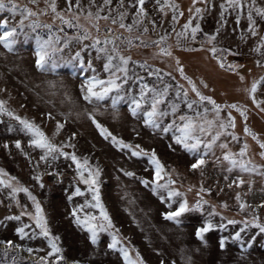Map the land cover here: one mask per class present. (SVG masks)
Instances as JSON below:
<instances>
[{
  "label": "rangeland",
  "instance_id": "374dc122",
  "mask_svg": "<svg viewBox=\"0 0 264 264\" xmlns=\"http://www.w3.org/2000/svg\"><path fill=\"white\" fill-rule=\"evenodd\" d=\"M4 2L15 3L18 9L15 13L7 9L0 11V21L6 20L9 27L17 28L13 49L9 51L0 45V102L5 106V111L0 113V179L4 181L0 184V242L13 243L11 248L0 243V264H44L42 257L47 258L48 264L56 260V256H48L51 251L48 238L40 234L31 218L36 209L29 193L43 210L50 235L59 237L56 243L62 249L59 255L63 256L59 264H126L121 249H126L129 259L136 264L139 260L143 264H264V232L256 226H264V157L261 156L264 149L260 147V143H264V111H261L264 103L257 108L246 96V89L264 78V48H260L264 16L256 11L264 10V0H242V7L235 10L229 7L223 13L220 5L225 0H207L205 4L198 0H159V3L146 0V15L142 17L137 16L136 0H110L109 4L104 0H79V7L75 6L76 0H72L71 9L68 0ZM24 8L36 15L24 18L20 15ZM196 8L202 10L200 14L196 13ZM249 12L255 21V35L249 31ZM97 13L108 19L97 18ZM60 16L80 27H68ZM98 20L110 22L118 33L124 34L108 35L117 40L113 39L116 53L109 44L108 52H97L90 47L100 35L93 27ZM189 21L192 26H200L195 40L190 28L185 35L178 36ZM121 22L131 26L132 31L121 28ZM40 26L42 33H38ZM83 29L89 31L91 39L78 38L83 35ZM208 36H215L211 44L206 42ZM38 38L42 42L51 39L52 47L57 49L54 52L49 49L51 58L43 71L35 65ZM131 39H138L142 44L132 45ZM151 41L160 44L153 48L143 45ZM213 46L234 53L231 57L236 60V72L230 74L218 69L210 56L209 49ZM164 47L171 51V56L162 53ZM78 51L79 60L75 58ZM117 53L130 57L126 79L121 72L113 76L115 68L104 69L108 55L117 57L113 65L120 63ZM177 59L187 64L202 94L220 103L232 101L249 112V124L260 143L243 138L238 130L229 128L227 132L238 139L228 134L221 136L204 157L205 164L196 170L191 168L198 156L203 155V148L197 154L189 153L175 143L177 133L161 130L180 115H195L194 110L187 108L183 96L176 95L179 86H183L189 90V100L198 99L193 97L190 86L176 77ZM216 68L218 74L206 75L210 69L217 71ZM94 76L104 81L116 79L119 90L109 92L104 99L85 100L87 81ZM240 76L244 77L243 81ZM142 84L157 91L171 86L159 105L160 110L168 113L161 118L160 128H151L144 122V112L150 110L151 92L141 102L137 114H132V101L140 99ZM101 89L98 85L94 91ZM254 95L257 101H264V84H258ZM173 105L178 109L175 117L171 113ZM203 107L209 109L207 118L214 119L212 106ZM203 107L199 111L203 112ZM227 112L226 109L220 113L221 119H226ZM17 116L38 126L51 144L70 156L54 152L42 159L47 150L32 145V133L13 118ZM93 120L132 147L113 144L111 137L105 139ZM57 125L62 127L58 129ZM17 141L21 145L19 149ZM220 143L227 144V148L221 149ZM245 144L248 146L246 155L239 157ZM141 149L149 154L155 150L164 165L159 184L168 185L166 188L153 184L154 165L147 156L132 155L133 150ZM229 152L237 160L250 161V170L241 171L237 166L229 171L232 166L223 159ZM71 154L81 163L86 158L88 168L99 170L96 187L113 227H107L100 209L94 206L93 191L82 182L81 169L71 160ZM129 172L133 175H126ZM84 175L87 178V171ZM169 179L173 181L170 185ZM241 179L243 184L239 183ZM143 181H148L147 186ZM13 188H26L28 192L13 193ZM77 188L81 195L76 194ZM202 188L204 200L197 201L186 191ZM169 190L181 195L169 200ZM185 199L190 206L199 202L201 207L183 214L178 223L165 219V214ZM74 210L81 220L86 216L97 218L90 221L97 225L96 244L91 243V233L76 224ZM229 220L236 223L229 224ZM209 222L214 227L204 234L203 240L198 239L197 229ZM101 224L104 230H100ZM20 228H24L23 238L18 234ZM113 236L119 241L115 248L110 247Z\"/></svg>",
  "mask_w": 264,
  "mask_h": 264
},
{
  "label": "snow or ice",
  "instance_id": "6c2138e0",
  "mask_svg": "<svg viewBox=\"0 0 264 264\" xmlns=\"http://www.w3.org/2000/svg\"><path fill=\"white\" fill-rule=\"evenodd\" d=\"M31 3H36V0H30ZM105 4H109L110 0H104ZM146 3V0H136V4L139 5L138 11H137V16H144L146 15L145 13V8L144 5ZM157 3H159V0H157ZM68 5L69 9L72 8V0H68ZM227 5V7H226ZM76 7H79V0H76ZM232 9H237L242 7V0H225V3H222L220 5V8L222 9V13L228 11V8ZM7 9L10 12L15 13L18 9V6L15 3H9L5 4L4 0H0V11H3ZM52 10L55 12V5H53ZM197 14L201 13L200 8L195 9ZM257 13L260 14L261 16H264V10L262 9H256ZM20 15L23 16L24 18H27L29 16H34L36 13L32 12L30 9L24 8L20 10ZM92 14L89 13V16ZM180 15H183V13H180ZM59 16V14H58ZM61 20L64 21L68 25V27H80L78 24L74 25L71 20H64L63 16L59 17ZM97 18H102L107 20L108 17H99V14L97 13ZM123 15H121L120 19L123 21ZM175 15L173 16V19L175 20ZM248 20H249V31L252 32L253 35L256 34L255 28L253 27L255 24V21L252 18L251 12L248 14ZM113 23H116L115 20L112 21ZM134 23H137V21H134ZM239 23V19L237 20V24ZM23 25V21H21V26ZM35 27H39V25H36ZM45 27H48L45 25ZM93 27H96L97 32L99 31L98 25H93ZM121 28H127L129 32L132 31L131 26L125 25L123 22L120 23ZM184 32L179 33L178 36L185 35V33L188 31V29H191V37L193 40L196 38V34L198 31H200V26L199 24L192 26L191 21L189 23H186L184 26ZM144 31H147L145 28ZM219 32V29H217V33ZM16 36H17V28L16 27H9L8 22L6 20L0 21V45H3L5 48H7L9 51L13 49V45L16 42ZM79 39L82 40H88L91 39V36L89 34V31L87 29H83V35L81 37H78ZM163 39V38H162ZM215 40V36H208L207 43L211 44ZM109 43H112V49L111 51L116 53L117 52V47L116 45L112 42V40L108 37L106 34L105 39L101 41L99 38H96L90 47L96 48L97 52H108L107 45ZM131 43V41H129ZM159 43V42H157ZM37 49H36V56L37 59L35 61V65L38 69L40 70H45V65L48 61V59L51 58V53L49 51L50 48H52V51H57L54 47H52V41L51 39L46 40V41H40V39H37ZM98 45H103L102 47H97ZM146 46V45H145ZM260 48H264V37L261 38V44ZM164 55L171 56L172 53L171 51L167 49H162L161 50ZM209 51L212 53L213 57L216 58L219 62V66L221 68H226L227 70L236 72L237 65L235 64H227L223 62V57L222 54L225 51V49H218L215 46L211 47ZM259 51V48L257 49ZM220 53V55H217ZM229 54H234V53H229ZM118 55V59L120 63L118 65H113V60L116 59L117 57L113 55H108L107 58V63L104 65L105 71H109L113 68H115V71L112 73L113 76L116 75L117 72H121L125 74V79L127 78V72L128 68L127 65L130 62V57H125L122 55ZM75 58L79 60L80 58V52L78 51L75 54ZM180 64V61L177 60V65ZM81 67H83V63H81ZM178 71L180 72L181 77L187 81L188 85H190V91L195 94V96L198 99H193L189 100V90L184 89L183 86H179L176 95L177 97L183 96L184 98V103L187 105V108L189 110H194L195 115L194 116H187V115H180L177 119L179 122H177V119H173V121L164 126L161 130L164 133H168L170 131L177 133L174 135V140L176 144L181 145L187 152L192 153V154H197L201 151V148H203V155H199L198 158L195 160L194 163H192L191 168L193 170H196L203 166L205 164V159L204 157L208 155L209 152L212 151L213 147L217 145V141L220 140L221 136L228 134L232 135L233 139H238L235 135L232 133H228L227 130L229 128L234 129L235 128V119L231 115V110H235L239 112L240 116L244 117L245 120L247 119L246 111L244 108H242L238 104H227V105H220L217 104L214 99H212L209 96H205L204 94L201 93L197 85L190 79L188 76L185 75L183 67H178ZM244 77L240 76V80L243 81ZM203 83V82H201ZM258 84H264V78L261 79V81H254L250 89H246V91L249 93L250 98L252 99L253 103L256 105L257 108H260L261 103H264V101H257L255 98V93L257 92ZM102 86L101 91H94V89L97 86ZM204 87H207V84L203 85ZM169 86H165L164 89L157 91L156 89H149L146 84L141 85V93H140V99L136 100L133 99L132 103L134 105L132 109V114L136 115L137 110L141 109L142 107V101L145 100V97L148 95L149 92L152 94L151 98V104H150V110L144 112L145 116V125L149 126L151 128H160V123H161V118L165 117L168 115L167 112H164L160 110L159 105L164 102L165 97L168 94V89ZM120 85L117 84L116 79H109L107 81L97 79L95 76L92 77V79H89L87 81V87H86V93L84 95V99L87 101H91L92 97H95L96 99H104L106 95H108L109 92L113 90H119ZM83 91V89H82ZM119 99V97L117 98ZM113 103H116V100L113 101ZM205 104H210L212 106V112L214 113V119H208L207 118V113L209 109L207 107H203ZM203 107V112L199 111V109ZM228 110L227 112V117L226 119H221L220 113L222 111ZM5 111V106L3 102H0V113H3ZM178 111L177 107L175 105L172 106L171 113L175 117L176 112ZM261 111H264V108L261 109ZM8 115H12L11 113H8ZM14 119L19 120L20 124L23 125V127L32 133L33 139H32V145L38 148L46 149L45 156H42V159H45L46 156L49 153H54V152H60L61 155H65L66 157L69 154L63 153L60 151L59 148H57L55 145L51 144L48 140V138L45 136V134L40 130L38 126H36L34 123L29 122L28 120L21 119L20 117H13ZM202 121V122H201ZM93 123L96 125V127L99 129L100 135L103 136L105 139H108L111 137V140L113 144H119L123 148H131V145L124 144L122 140H118L115 136H113L108 129L102 127L99 123H97L95 120H93ZM62 127L61 125H57V128L59 129ZM215 129V130H213ZM244 131L247 135H251L253 139H257V142H259L256 134L251 131L247 126H245ZM205 137H208V139H205ZM66 146H71V145H66ZM221 149L227 148V144L225 143H220L218 145ZM7 147V145H5ZM21 145L19 141L16 142V148H20ZM136 148H139V145L135 146ZM247 145L245 144L243 149H241L240 153L238 154L239 157H244L246 155V150H247ZM260 147L264 149V143H260ZM133 156H140L144 155L148 157L149 163L154 165V180L153 184H155L157 187L161 188H166L168 185H160L159 181L163 179V173H164V165L161 164L159 158L157 157L155 150H153L150 154L143 149L140 151H132ZM261 156L264 157V152L261 153ZM71 160L76 164L78 169H81L79 172L80 178L83 183L87 184L89 186V190L93 191V200H95V207L100 209V216L103 218L104 221H107V227L111 228L113 227L111 219L109 218L107 212L105 211L103 205L100 202V197H99V188L96 187L97 185V178L99 177V170H92L88 168V160L85 158L83 160V163L78 160L77 156L75 154H71ZM224 160L229 161L231 164V168L228 170L231 171L232 168H235L237 166L240 167L241 171H249L248 164L251 162L245 163L243 160H237L234 156L233 153L229 152L227 153L224 157ZM254 169V165L252 166ZM87 171L88 176L85 178L84 172ZM128 176H132L133 173L129 172L126 173ZM39 179V178H37ZM145 185L147 186L148 181H143ZM173 181L171 179L168 180V184H172ZM240 184H243L244 181L241 179L239 181ZM0 184H4V181L0 179ZM10 187V186H9ZM13 193L23 191V192H28L26 188H13L12 189ZM153 191H156V188H153ZM201 191H205L203 188ZM76 194L81 195V191L79 188L76 189ZM168 199L171 200L173 197H178L181 195L180 192L178 191H173L169 190L168 191ZM29 198L32 199L34 205H35V215L32 216L31 218L35 221L36 227L40 229V234L43 235L44 237L48 238V245L51 249V251L48 253V256H56V260L52 262V264H59V261L63 259L62 255H59L62 252V249L58 247L56 241L59 240V237H52L49 233V229L47 227V220L43 216L42 212L43 210L40 208V205L38 202H36L35 197L31 196L29 193ZM239 199V197H237ZM203 203H207V201H203ZM171 208V204L169 205ZM201 207V203H197L194 207L190 206L188 204V201L182 200L178 203V206L165 214V219L167 220H173L176 221L177 223L179 222V218L190 211H196ZM241 207L243 208L244 205L242 204ZM24 213H22L23 215ZM73 216L76 217V224L78 226H82L86 228L90 233V240L92 244L97 243V225L90 223V221H94L97 218L95 216H86L83 220L76 214V210L73 211ZM10 219H19V217H10ZM229 224H235L236 221L234 220H229ZM259 227L261 232H264V226L262 225H256ZM104 225L101 224L99 225L100 230H104ZM214 226L209 222L206 225L200 227L196 231V236L198 239L203 240L204 234L208 233L210 230H212ZM18 234L20 235L21 238L24 237L25 232L24 228H20L18 230ZM236 238H240V234H236ZM0 243H4L6 248H11L13 247L12 241H3ZM119 243V241L116 239L115 236H113L112 239V244L110 247L115 248V246ZM221 246H223V242H221ZM124 255V259L126 261V264H136V261L130 260L129 259V254L126 249H121ZM139 259V257H138ZM41 260L44 262V264H48V260L46 257H42ZM139 264H143L142 260H139Z\"/></svg>",
  "mask_w": 264,
  "mask_h": 264
},
{
  "label": "trees",
  "instance_id": "16d2710c",
  "mask_svg": "<svg viewBox=\"0 0 264 264\" xmlns=\"http://www.w3.org/2000/svg\"><path fill=\"white\" fill-rule=\"evenodd\" d=\"M199 1V3L200 4H205L206 3V1L207 0H198ZM32 11V10H31ZM96 25H98V27H99V31H98V33L100 34L99 35V39L101 40V41H103L104 39H105V36H106V34L107 35H115L116 33L117 34H119V35H124L123 33H118L119 31H117L114 27H113V24H111L110 22H108V21H102V20H98V22H97V24ZM40 30V31H39ZM39 30H38V33H42V31H43V29H42V26H40V28H39ZM46 30V29H45ZM47 32H49V30L47 29ZM121 32V31H120ZM198 35H199V33H197ZM118 35V36H119ZM197 35V36H198ZM109 37V36H108ZM120 37V36H119ZM123 37V36H122ZM110 39H114V38H111V37H109ZM115 41H117L116 39H114ZM125 40V39H124ZM131 43H132V45L133 44H138V45H141L142 43L138 40V39H131ZM128 42V41H127ZM158 41H151L150 43H146V44H143L144 46L146 45V48H153L154 46H156L157 44H160V43H157ZM162 49H165V47L164 48H162ZM217 55H220V53H218ZM210 56L212 57V59L214 60V62H215V64H216V66L218 67V69H220V70H223L224 72H226V73H233V71H230V70H227L226 68H221L220 66H219V62H218V60L216 59V58H214L213 57V55H212V53L210 52ZM222 57H223V62L225 63V65H227V64H235L236 63V60L234 59V58H232L231 57V54H229V52L228 51H225L223 54H222ZM177 60H179L180 61V64L179 65H177V61H175V75H176V77L183 83V84H187L188 85V83H187V81L186 80H184L182 77H181V75H180V72L178 71V67H183V69H184V73H185V75L186 76H188L190 79H192V81L194 82L195 81V78H194V76L193 75H191L189 72H190V69H189V67H187V64L184 62V61H182V59H177ZM147 66V65H146ZM217 69V68H216ZM218 69H217V71L216 70H209V72H207V76L209 77H211V76H214V74L216 75V74H218L217 72H218ZM151 73V75H154V73H152V72H150ZM156 74V73H155ZM219 75L220 76H224V78H226L227 77V74L226 75H222V74H220L219 73ZM223 78V77H222ZM237 79H239V78H237ZM188 86H190V85H188ZM198 87V86H197ZM247 95V97H250L249 96V93L247 92L246 93ZM193 97L194 98H197L196 96H195V94L193 93ZM215 101H216V103L217 104H220V105H227V104H233V102L232 101H228V103L227 102H225V103H220V101H217L216 99H214ZM246 111V115H247V119L245 120V118L244 117H242V116H240V114H239V112H237V111H235V110H231V115L234 117V119H235V128L233 129V130H238L240 133H241V136L243 137V138H247L248 140H254L255 142H256V140L257 139H253L252 138V136L251 135H247L246 133H245V131H244V128H245V126H247L249 129H251V131L252 132H254L255 134H256V136H257V133H256V131H254L252 128H251V126H250V124H249V121H248V115H249V112L247 111V110H245ZM68 156H70V155H68ZM186 191H188V192H190V193H192L193 194V196H194V198H195V200H201V199H205L204 197H203V192L202 191H193L192 189L190 190H188V189H186ZM1 253H0V259H1ZM60 263V262H59Z\"/></svg>",
  "mask_w": 264,
  "mask_h": 264
},
{
  "label": "water",
  "instance_id": "95a60500",
  "mask_svg": "<svg viewBox=\"0 0 264 264\" xmlns=\"http://www.w3.org/2000/svg\"><path fill=\"white\" fill-rule=\"evenodd\" d=\"M111 40H112V42L115 44V41H114L113 39H111ZM109 45H110V46H113L112 43H109ZM99 46H102V45H99Z\"/></svg>",
  "mask_w": 264,
  "mask_h": 264
}]
</instances>
